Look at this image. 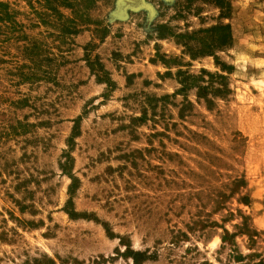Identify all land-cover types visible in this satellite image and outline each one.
<instances>
[{
    "label": "rangeland",
    "instance_id": "374dc122",
    "mask_svg": "<svg viewBox=\"0 0 264 264\" xmlns=\"http://www.w3.org/2000/svg\"><path fill=\"white\" fill-rule=\"evenodd\" d=\"M117 1L0 0V264H264V0Z\"/></svg>",
    "mask_w": 264,
    "mask_h": 264
},
{
    "label": "water",
    "instance_id": "95a60500",
    "mask_svg": "<svg viewBox=\"0 0 264 264\" xmlns=\"http://www.w3.org/2000/svg\"><path fill=\"white\" fill-rule=\"evenodd\" d=\"M134 1H138L137 4ZM145 7L151 9L149 6L143 3V0H118L117 1V11L118 13H123L126 9L138 10L140 7Z\"/></svg>",
    "mask_w": 264,
    "mask_h": 264
},
{
    "label": "trees",
    "instance_id": "16d2710c",
    "mask_svg": "<svg viewBox=\"0 0 264 264\" xmlns=\"http://www.w3.org/2000/svg\"><path fill=\"white\" fill-rule=\"evenodd\" d=\"M227 43H228V42H227ZM198 89H200V88H198ZM218 91H219V90H218ZM133 255H134V257H133V263H134V264H137V257H139V254H138V253H136V254L134 253Z\"/></svg>",
    "mask_w": 264,
    "mask_h": 264
},
{
    "label": "bare ground",
    "instance_id": "6f19581e",
    "mask_svg": "<svg viewBox=\"0 0 264 264\" xmlns=\"http://www.w3.org/2000/svg\"><path fill=\"white\" fill-rule=\"evenodd\" d=\"M134 3H135V4H137V3H138V1H134Z\"/></svg>",
    "mask_w": 264,
    "mask_h": 264
}]
</instances>
